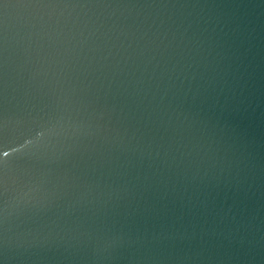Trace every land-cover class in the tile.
<instances>
[{"label":"water","instance_id":"1","mask_svg":"<svg viewBox=\"0 0 264 264\" xmlns=\"http://www.w3.org/2000/svg\"><path fill=\"white\" fill-rule=\"evenodd\" d=\"M0 264H264V0H0Z\"/></svg>","mask_w":264,"mask_h":264}]
</instances>
